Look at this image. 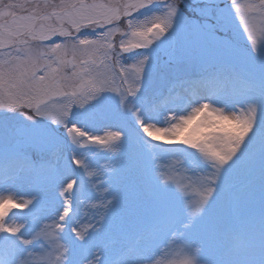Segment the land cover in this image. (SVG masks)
<instances>
[{
  "label": "snow or ice",
  "instance_id": "6c2138e0",
  "mask_svg": "<svg viewBox=\"0 0 264 264\" xmlns=\"http://www.w3.org/2000/svg\"><path fill=\"white\" fill-rule=\"evenodd\" d=\"M257 2L228 0L226 10L220 0H194L185 6L195 16L188 21L181 14L184 0H61L57 7L75 31L70 35L33 30L38 0H0V112H18L33 125L0 124V193H9L0 194V264H209L201 256L213 243L224 247L225 257L242 250L215 201L221 191L228 195L234 169L256 161L257 153H244L242 145L255 135L258 108L251 103L226 114L212 105L213 99L230 95L239 101L228 92L223 72L188 87L167 85L171 68L180 62V45L173 38L178 28L190 27L211 48L231 50L227 34L238 21L256 52L264 42ZM151 7L157 9L152 20L135 23L132 18ZM24 36L41 43L14 48L15 55L6 51L27 43ZM133 52L139 58L125 63ZM246 88L264 96V79ZM184 94L193 100L206 95L209 102L185 115H166L167 126L151 122ZM202 112L244 120L248 128L238 140L209 130L182 143L206 166L195 176L179 158L163 160L147 140L125 161L126 133L107 124L130 114L154 141L151 133L161 128L187 131ZM39 121L48 126H38ZM89 124L99 125L97 131L87 130ZM53 127L62 130L61 139ZM63 138L75 147H94L104 162L90 167L73 152L70 166L62 155ZM259 155L264 160V141ZM17 184L29 186L30 198L15 199L11 188ZM49 193L55 194L54 203ZM87 208L93 211L82 212ZM18 217L24 222L10 223ZM217 264H226V258Z\"/></svg>",
  "mask_w": 264,
  "mask_h": 264
},
{
  "label": "rangeland",
  "instance_id": "374dc122",
  "mask_svg": "<svg viewBox=\"0 0 264 264\" xmlns=\"http://www.w3.org/2000/svg\"><path fill=\"white\" fill-rule=\"evenodd\" d=\"M38 3L39 8L33 22L34 31L46 32L49 29H60L66 30L70 35H75V31L68 22L66 14L57 7L61 0H38ZM220 3L221 7L230 10L228 8V0H220ZM193 5L194 0H184V4L180 6L181 14L188 21L195 19V16L185 6L191 7ZM156 12L157 9L155 7L146 8L137 13L132 19L138 25H145L152 20ZM89 27L94 29L95 25H90ZM227 36L234 45L231 50L211 48L206 42L197 37L190 27L178 28L173 38L180 45V62L171 68L167 86L183 82L184 86L188 87L193 81L210 78L217 72H223L228 77V92L239 96V101L232 100L231 95L223 99H213L211 103L214 107H222L226 114H236L244 109L246 104H256L258 108V127L254 129L255 135L250 133L249 138H246L245 144L242 145L244 153H257L256 161L250 168L238 167L233 170L229 178L230 191L227 196L222 191L218 193L215 206L217 211L223 215L224 222L232 233L237 231L247 232L258 240L261 236H264V160H259L260 146L262 141H264V96L259 95L258 90L246 88V85H254L264 79V68L258 61L259 59L264 61V42L258 45L256 52H252L250 43L239 27L238 21L233 22V26ZM21 39L27 41V43L13 44L6 51L15 55L16 53L13 52L14 48L27 46L35 48L41 43L40 40L32 39L30 36H24ZM138 58L139 54L133 52L124 62L132 63ZM201 102H209L206 95L202 96L201 99L193 100L190 96L184 94L180 100L176 101L174 106H170L169 111L161 110L160 114L153 117L151 122L156 123L157 126H167L164 119L166 115L179 116L188 114L193 107L198 106ZM5 122L12 126L18 124L33 126L18 112H0V124ZM74 122L79 123V117ZM107 124L111 127L120 128L126 133L123 153L125 161L130 159L133 152L143 149V141L147 140L148 143L155 146V149L159 150L158 155L163 160L179 158L189 170V174L193 176L204 174L206 166L202 163L195 150L188 148L182 143H188L194 136H203L209 130L226 131L233 138H236L239 132L236 122L225 121L223 117L211 112L200 113L196 122L187 131L180 130L175 135H169L167 134L169 131L166 128H161L155 133H151L154 141L148 140L143 135L130 114L117 120L108 121ZM38 126L47 127L48 125L46 121H39ZM98 127L99 125L89 124L87 130L95 132ZM52 131L58 139L62 138V130H57L53 127ZM181 131H183L182 136ZM63 141L62 155L70 166L73 152L90 167L95 166L98 160L104 162L101 154L94 147L79 148L67 143L66 138H63ZM2 150L3 142L0 141V154H2ZM257 161L259 163L254 168ZM11 191L16 200H27L32 194L27 184L14 185ZM0 194L8 195L9 193L3 192ZM54 196V193H49L48 196L53 203ZM229 200L232 201L231 204ZM94 202L100 203L99 200ZM9 207L13 211L27 212V209L13 208L12 205H9ZM49 211H51V208ZM83 211L91 212L93 210L87 208ZM3 212L4 206L0 205V215H3ZM24 213H21V217H23ZM21 217L10 221V223L24 222ZM33 247L39 251L37 245L34 244ZM224 251L223 246L213 243L202 254L201 259H206L209 264H217V261L227 258L224 256Z\"/></svg>",
  "mask_w": 264,
  "mask_h": 264
},
{
  "label": "clouds",
  "instance_id": "9594fccd",
  "mask_svg": "<svg viewBox=\"0 0 264 264\" xmlns=\"http://www.w3.org/2000/svg\"><path fill=\"white\" fill-rule=\"evenodd\" d=\"M257 8L260 10L259 14L264 16V0H258ZM236 124L239 128L237 140L241 138L247 131L248 124L244 120H237ZM178 130L169 131L167 134L175 135ZM232 233V232H231ZM233 240L242 243L243 248L241 251L226 258V264H264V236L258 240L251 234L243 231L232 233ZM195 251V249H194ZM194 260L198 262V252L194 256Z\"/></svg>",
  "mask_w": 264,
  "mask_h": 264
}]
</instances>
